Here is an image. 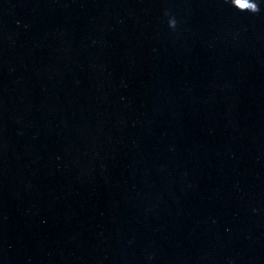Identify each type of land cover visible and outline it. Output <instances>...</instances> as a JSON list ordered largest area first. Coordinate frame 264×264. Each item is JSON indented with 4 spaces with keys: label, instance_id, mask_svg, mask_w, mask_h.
<instances>
[{
    "label": "water",
    "instance_id": "95a60500",
    "mask_svg": "<svg viewBox=\"0 0 264 264\" xmlns=\"http://www.w3.org/2000/svg\"><path fill=\"white\" fill-rule=\"evenodd\" d=\"M256 2L0 0V264H264Z\"/></svg>",
    "mask_w": 264,
    "mask_h": 264
},
{
    "label": "clouds",
    "instance_id": "9594fccd",
    "mask_svg": "<svg viewBox=\"0 0 264 264\" xmlns=\"http://www.w3.org/2000/svg\"><path fill=\"white\" fill-rule=\"evenodd\" d=\"M230 2L233 7H235L237 10L241 12L247 11L255 14L260 11L259 4L258 2H256V0H230ZM168 23L169 26L173 29H175L177 26V20L174 17L170 18Z\"/></svg>",
    "mask_w": 264,
    "mask_h": 264
}]
</instances>
